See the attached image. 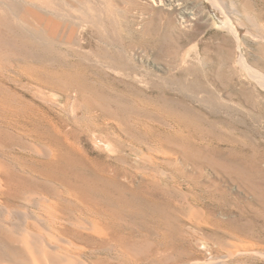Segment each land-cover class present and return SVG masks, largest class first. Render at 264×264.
<instances>
[{"label": "rangeland", "instance_id": "1", "mask_svg": "<svg viewBox=\"0 0 264 264\" xmlns=\"http://www.w3.org/2000/svg\"><path fill=\"white\" fill-rule=\"evenodd\" d=\"M9 2L6 54L38 73L24 82L52 87L44 88L56 103L52 113L74 114L72 138L93 166L116 158L133 174L122 178L136 188L131 227L149 237L126 250L142 264H264V0ZM222 10L242 34L228 29ZM29 15L56 16L82 32L54 39ZM160 147L174 159L158 156ZM143 151L158 161L143 162ZM73 169L81 175V168H72L76 183ZM153 170L161 182L149 188L142 182ZM145 195L170 201L180 226L169 213L161 227L164 216ZM196 202L220 225L195 224ZM237 245L253 250L235 254Z\"/></svg>", "mask_w": 264, "mask_h": 264}, {"label": "bare ground", "instance_id": "2", "mask_svg": "<svg viewBox=\"0 0 264 264\" xmlns=\"http://www.w3.org/2000/svg\"><path fill=\"white\" fill-rule=\"evenodd\" d=\"M6 1L9 2L0 0V264L144 263L138 262L136 256L126 250V247L134 248L136 238L149 237V234L135 232L131 227L135 212L134 209L132 211L131 200L135 199L136 188L122 178L132 181L133 174L121 171L116 158L101 161L100 166L95 159L98 167L93 166L94 159L72 138L74 114L66 107L62 108L63 114L52 113L56 103L47 97L48 91L44 89L52 87L45 83H39V87L29 84V81L24 82L26 78L37 81L35 74L38 73L35 69L32 71L33 68H21L18 59L8 58L6 54V31L2 28L8 22L5 21ZM25 10L22 12L26 14L29 10ZM218 17H227L228 29L237 35L244 32L235 26L236 23L224 10ZM37 19L34 20L40 19V29L54 39H59L60 33H64L68 35L66 40L70 41L82 32L72 22L56 16ZM9 65L16 67L10 68ZM6 80L13 81L14 88L8 86ZM27 93L32 98H27ZM107 114L111 116V112ZM105 144L111 151H117L114 143L105 141ZM175 145V150L180 148L179 145L175 148ZM156 151L164 159H174L165 147ZM139 157L145 163L158 161L149 151H143ZM72 168H81L82 176L73 169L80 175L74 174L76 183L71 180ZM156 170L145 172L146 178L143 177L146 182L142 183L149 188L152 184L154 187L160 185L161 174ZM123 193L131 196L123 199ZM144 197L146 203L155 205L165 217L159 223L161 227L166 225L169 213L173 214V221L178 225L184 219L178 211L171 209V202L165 197ZM193 205L195 224L208 226L211 222L212 225H220L217 216L211 218L206 205L200 202ZM251 246L237 245L234 253H249L253 250Z\"/></svg>", "mask_w": 264, "mask_h": 264}]
</instances>
